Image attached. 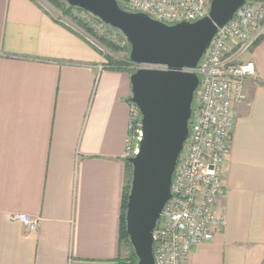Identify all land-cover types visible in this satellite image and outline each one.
<instances>
[{
    "label": "crops",
    "instance_id": "crops-1",
    "mask_svg": "<svg viewBox=\"0 0 264 264\" xmlns=\"http://www.w3.org/2000/svg\"><path fill=\"white\" fill-rule=\"evenodd\" d=\"M253 62L221 199L226 225L186 264H264V36ZM38 0H0V264H119L130 132L129 67ZM39 218L35 231L13 220Z\"/></svg>",
    "mask_w": 264,
    "mask_h": 264
},
{
    "label": "built area",
    "instance_id": "built-area-1",
    "mask_svg": "<svg viewBox=\"0 0 264 264\" xmlns=\"http://www.w3.org/2000/svg\"><path fill=\"white\" fill-rule=\"evenodd\" d=\"M117 1L128 12L145 13L155 20L177 24L208 16L213 0ZM72 13L94 34L112 40L121 48L129 47L119 29L83 9L76 8ZM263 36L264 0H246L233 18L218 28L197 67L189 70L198 74L200 84L193 102L189 137L173 174L171 198L153 234L156 264H186L192 250L212 241L226 225L221 199L231 154L234 105L247 102L244 79L256 76L253 62L237 63L236 55L230 51L232 45L238 47V53L247 51ZM134 65L137 69L142 67ZM105 66L106 63L100 64L98 69ZM141 119L139 109L131 103L127 158L138 153ZM12 219L22 223L27 231L37 230L40 221L25 213L14 214Z\"/></svg>",
    "mask_w": 264,
    "mask_h": 264
},
{
    "label": "water",
    "instance_id": "water-1",
    "mask_svg": "<svg viewBox=\"0 0 264 264\" xmlns=\"http://www.w3.org/2000/svg\"><path fill=\"white\" fill-rule=\"evenodd\" d=\"M246 0H213L209 15L195 22L167 24L145 13L128 12L117 0H67L119 29L130 44V62L140 65L130 76V101L139 109L142 138L132 165L126 229L138 264H156L154 230L171 198L177 161L189 137L196 68L219 27Z\"/></svg>",
    "mask_w": 264,
    "mask_h": 264
},
{
    "label": "rangeland",
    "instance_id": "rangeland-1",
    "mask_svg": "<svg viewBox=\"0 0 264 264\" xmlns=\"http://www.w3.org/2000/svg\"><path fill=\"white\" fill-rule=\"evenodd\" d=\"M46 10L51 13L53 16L60 19L62 22H67L72 27L75 28L76 31L81 33L84 38L90 42L93 46H95L96 50H98L104 56V63H108L107 56H111L115 59H126L129 58L130 50L127 48H121L117 46L112 40L100 36L99 34H88L85 29L81 26L83 23L78 21L74 16L73 13L71 15H66L64 13V5L65 2L61 0H38ZM72 16V17H71ZM102 38V39H101ZM104 39V40H103ZM129 65V70L135 72L137 67L132 64V62H127ZM132 246L129 247L128 245L124 244V258H128L132 252Z\"/></svg>",
    "mask_w": 264,
    "mask_h": 264
},
{
    "label": "trees",
    "instance_id": "trees-1",
    "mask_svg": "<svg viewBox=\"0 0 264 264\" xmlns=\"http://www.w3.org/2000/svg\"><path fill=\"white\" fill-rule=\"evenodd\" d=\"M64 7H65L64 13L66 15H71L72 11L74 9H76L75 7L70 6L67 3V1L65 2ZM81 26L85 29V31L88 34L94 35V33L91 32L88 28H86V26L84 24H82ZM128 49L130 50V44H129ZM107 59H108V63L106 65L109 66V67H114V68L122 69V70H127L128 67H129V65L127 63V62L130 61L129 58H126V59H123V60H120V59L118 60V59H115V58H113V57L108 55ZM130 72H131V74L133 73L132 71H130ZM130 103H132V102L130 101ZM126 164H127V180H126V185H125V188H124V196H123V206H122L121 223H120V239L122 241V244H126L129 247H131L132 245L130 243L129 235H128L127 229H126V206H127V202H128V195H129V191H130V187H131V178H132V165L128 161V158H127ZM132 249L133 250L131 252V255L128 258H121L120 261H119V264H138V257L135 254L133 246H132Z\"/></svg>",
    "mask_w": 264,
    "mask_h": 264
}]
</instances>
